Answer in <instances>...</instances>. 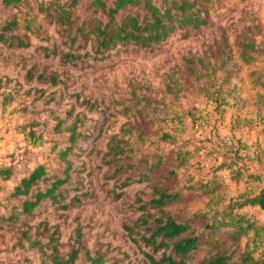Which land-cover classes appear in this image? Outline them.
I'll use <instances>...</instances> for the list:
<instances>
[{"label": "rangeland", "instance_id": "obj_1", "mask_svg": "<svg viewBox=\"0 0 264 264\" xmlns=\"http://www.w3.org/2000/svg\"><path fill=\"white\" fill-rule=\"evenodd\" d=\"M91 2L77 0L73 17L79 26L89 19L107 20L100 12H94ZM153 2L159 7H171V0ZM198 3L205 11L203 16L208 18L207 26L194 31L176 30L150 49L117 47L98 62L91 58L92 35L79 36L72 44L70 37L75 34V28L54 25L53 20L51 23L41 20V35L29 37L31 48L10 51L0 47V167H13L16 179L31 171L37 163L61 172L63 165L58 166L49 156V147L68 137L67 128L77 118H81L78 131L87 135L85 142H79L81 149L76 150L77 156L71 159L74 167L81 170L71 176L65 208L44 205L35 217L16 221L0 218V264H51L45 254L53 249L61 257L78 249L79 259L74 264H91L84 252L87 250L94 256L102 255L107 264H149L123 226L131 224L129 221L135 218L134 204L147 198L151 186L137 182L125 189V196L117 198L120 187L110 180L114 166L106 164L111 158L106 147L112 137L125 140L134 149L136 160L140 155L154 152L164 132L180 137L189 130L192 135L199 134L202 137L199 140L203 141L204 131H210L213 136L219 130V120L215 121L213 113L219 109L215 99L223 95L229 97L228 103L236 109L240 119L236 124L239 134L248 132V127L242 125L250 126L249 136L256 126L263 127V132L256 136L255 145L258 146L249 149L229 146L226 151L232 155H227L226 159L221 157V160L217 157V164L204 174L206 179L215 178L217 167L223 163L231 165L216 184L210 186L214 188L210 207L206 205L209 200L194 198L181 207L210 212L227 201L230 192L235 191L238 196L233 199L240 200L241 192L252 194L260 189L263 180L257 182V175L263 176L259 171L264 170V149L259 157L256 153L258 148L261 150L260 142L264 141V123L251 107L258 100L257 96H264V0H199ZM127 13L122 11L119 19ZM40 46L49 50L46 57ZM69 51L78 55L74 63L62 59ZM87 52L90 55L84 56ZM30 72L34 76L42 74L47 79L55 76L58 83L53 87L49 82L28 80L26 75ZM234 85L241 86L239 91L248 105L232 99L236 97ZM10 94L19 96L5 106L2 102ZM209 106L212 107L208 111ZM126 107L130 110L124 111ZM246 111L251 113L245 117ZM67 112H72L63 125L67 131L54 133L49 130L58 118L64 119ZM31 123L46 125L43 131L46 134L39 142L28 136ZM42 129L43 126H36L35 135ZM125 131H130L131 135ZM184 137L191 140L188 135ZM222 150L219 145L213 147L214 154ZM202 155L206 153H200V157ZM247 159L253 169H246ZM237 166L241 167L240 171ZM237 172L241 176L249 175L250 186L246 191L238 187L240 184L230 182ZM5 185L12 187L10 182ZM4 197L0 193V200ZM180 209L175 207L172 213ZM8 211L3 207L0 217L9 215ZM244 214L254 221L255 228L239 245L232 240V232L221 230L218 237L225 238V244L199 249L193 254L191 263L199 264L217 252L233 253L232 261H237L248 241L251 256L262 258L264 211L254 208ZM197 229L201 232L203 227ZM160 255L157 253L156 257Z\"/></svg>", "mask_w": 264, "mask_h": 264}, {"label": "trees", "instance_id": "obj_2", "mask_svg": "<svg viewBox=\"0 0 264 264\" xmlns=\"http://www.w3.org/2000/svg\"><path fill=\"white\" fill-rule=\"evenodd\" d=\"M168 2L169 0H163V3ZM198 2L199 0H171V7L167 8L159 7L153 0H113L111 4L107 0H92L94 12H100L107 20L89 19L90 21H84L79 26L73 17L77 0L70 3L68 0H0V46L10 51L27 50L32 47L29 37H39L43 31L41 20H49L50 23L53 20L54 25L75 28V34L70 37L72 44L79 36L86 38L92 35L94 44L91 58L98 62L105 58L106 53L117 47L150 49L164 42L176 30L194 31L207 26L208 18L203 16L205 11L199 7ZM122 11L128 13L119 19ZM39 48L45 52V57L49 54L45 46ZM89 55L87 52L84 56ZM62 59L74 63L78 60V55L69 51ZM26 77L38 83L49 82L53 87L58 83L55 76L47 79L42 74L34 76L30 72ZM1 84L0 82V86ZM17 96L19 95H6L2 104L7 106L15 101ZM128 110V107L124 109ZM71 115L72 112H67L64 119L58 118L49 129L54 133L69 131L64 141L53 142L49 147V156L59 164L58 166L63 165L61 172L58 169H48L46 164L37 163L31 171L16 179L13 167H0V193L5 196L0 200V210L3 207L9 209V215H1L2 220L16 221L22 217H35L41 213L44 205L59 208L67 206V190L71 184V176L81 170L74 167L71 159L77 156L76 150L81 149L79 142L87 140L86 132L78 131L81 118L75 119L67 130L63 129ZM52 116L54 117V114ZM36 126H43L39 135H35ZM29 129L28 136L34 139V142H39L46 134L43 133L46 131L45 124L31 123ZM124 133L131 135L130 131ZM166 144L173 147L168 150V146L164 147ZM178 144L176 135L164 132L155 151L140 155L136 160L134 149L125 140L112 137L106 147L107 155L111 156L106 164L114 166L110 180L120 187L116 193L117 198L125 196V189L137 182L151 186L147 198L139 199L138 204H134L135 218L129 221L131 224L126 223L123 226L130 240L149 264H192V256L199 249L206 246L217 248L225 244L226 239L218 237L221 230L225 233L232 232V240L240 244L243 237H247V233L255 228V224L248 215L239 211L248 206L264 211V188L255 196H242L240 200L231 199L224 209L192 213L182 208L181 205L185 207L191 198H210L214 190L210 186L216 184V180L204 179L191 189L195 192L194 197L185 196L186 189L180 187L178 171L188 166L193 157L191 152L183 150L184 146H177ZM209 154L216 159L218 157L214 153ZM230 167V164L223 163L216 171L228 170ZM238 170L240 171L241 167H238ZM239 175L237 172L232 179H237ZM9 181H12L10 188L5 185ZM71 200L72 198L69 203ZM207 204L209 207L210 201ZM178 206L181 209L172 213V209ZM199 226L203 227L201 232H198ZM212 236H216L215 239H211ZM50 243L51 241L48 244ZM248 247L249 241L237 261H232L233 253L217 252L199 264H264V256L255 259ZM84 252L91 264H107L102 255L94 256L90 250ZM79 253L78 249H74L67 256L61 257L57 255L56 249H53L49 254H42L49 258L51 264H74L79 259ZM157 253L161 254L159 258L156 257Z\"/></svg>", "mask_w": 264, "mask_h": 264}, {"label": "crops", "instance_id": "obj_3", "mask_svg": "<svg viewBox=\"0 0 264 264\" xmlns=\"http://www.w3.org/2000/svg\"><path fill=\"white\" fill-rule=\"evenodd\" d=\"M240 87H241L240 85H234V88L236 89V97L233 96L232 99L242 100L243 103H245V105H248V100L244 99L242 97V91H239ZM221 95H223V94H221ZM225 96L226 95H223V97L221 96L218 99H215L216 101L219 102V104H216L217 107H219L218 111L213 113L214 118H216L215 121L218 122V120H219V122H218L219 130H218L217 134H214L212 136L210 131H208V132L204 131L203 135L202 134L201 135L205 139H202L203 141H200L199 139L202 137H200L199 134H193L192 135L189 130H186L184 135H188L189 137H187V138H190L191 140L185 139L184 135L179 137L175 133H172V134L177 136V139L179 142V144L177 146H181V145L184 146L183 150H187V151L191 152L192 157H193L188 166H185L184 168H182L178 171V180L180 182V187H184L186 189L184 192L185 196L194 197L195 192L191 191V189L195 185H198V183L203 182L204 179H206L204 176L205 171L208 172L209 168L212 167L213 164H217L218 160L216 158H214L212 156V154H209V153H213V147L218 148V145H219L223 149L221 151V153L217 152L215 154L216 156H218V159L221 160V157L226 159L225 157L228 155L226 149H228L229 146H242L246 149H249V147L252 148V146H255L257 148V146H258V145H255V143L257 141L256 136H258V134L260 132H263V127L262 126H260V127L256 126V130H252L251 135L249 136L247 134L249 132L250 126L249 125H242L244 127H248L247 128L248 132L246 134H243V133L239 134L236 131V128H237L236 124H238L240 122V119L237 118L236 109L233 107V105L228 103L229 97L228 96L225 97ZM257 98H258V100L254 101L255 104L253 107H251V111L254 112L256 114V116H259L260 120H262L264 123V96L261 97L259 95V96H257ZM211 107L212 106H209V108L207 107L208 111L211 110ZM247 113H251V112L246 111V114H244L245 117L249 116V115H247ZM211 119H213L212 116H211ZM243 120H245V119H243ZM214 122H212V123H214ZM212 123H210V124H212ZM180 139H183L186 141L180 142L179 141ZM260 143H261V145H260L261 150H260V148H258V151L256 153L258 157H259L260 151H262L264 149V141L262 140ZM167 148L169 150L171 148V146H169ZM200 153L201 154L206 153V155H202V157H200ZM262 153H264V152H262ZM231 155L232 154H229L228 156H231ZM200 162H201V164H200ZM257 163L259 164L260 162H257ZM246 165H247L246 169H253L254 168V167L252 168V166H250V165H252V163L249 161V159H247ZM224 171H226V170H224V169L219 170L218 171L219 173L218 172L216 173V176H215L216 181L215 182H217L220 179L219 176L225 174ZM259 172L263 175V176L257 175L258 176L257 182L261 183V180H263V184H262V186H260V189L254 191L252 194H249L248 191L243 192V193L241 192L240 193L241 195L239 197L247 196V195L255 196L260 192V190H262L264 188V170L259 171ZM249 173H250V171L248 172V174ZM248 177H249V175H247V176L239 175L237 179H235V180L232 179L230 182L231 183L235 182L238 185L240 184V186H238V187L240 189H242L244 187V189L246 191V189L250 186V181H249ZM14 178H15V176H14ZM9 182L11 183V181H9ZM235 193H236L235 191L230 192L228 195L227 201H223L222 205L220 204L218 209H224L225 207H227L230 200L233 199V196H238L237 193L236 194ZM233 194H235V195H233ZM191 199H193V198H191ZM194 199H196V198H194ZM204 199L210 201V198H204ZM233 200H236V198H234ZM188 202H187V204H188ZM206 205H208V204H206ZM209 207H210V205H209ZM251 209H254V208L248 206V207L243 208L239 212L244 213V212H248ZM190 212L195 213L198 211H190Z\"/></svg>", "mask_w": 264, "mask_h": 264}]
</instances>
